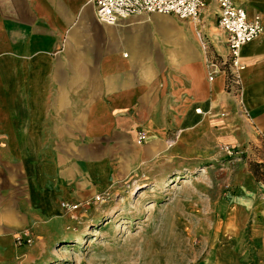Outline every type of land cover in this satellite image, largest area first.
<instances>
[{"label":"crops","instance_id":"obj_1","mask_svg":"<svg viewBox=\"0 0 264 264\" xmlns=\"http://www.w3.org/2000/svg\"><path fill=\"white\" fill-rule=\"evenodd\" d=\"M234 1L264 21V0ZM226 55L213 0L199 21L152 14L118 25L100 22L90 0H0V264H19L16 235L50 228L62 202L88 201L188 152L264 142V33L241 49L237 99L223 71L208 78V58ZM247 226L260 242L253 264H264V221L241 218L224 234L236 241Z\"/></svg>","mask_w":264,"mask_h":264},{"label":"rangeland","instance_id":"obj_2","mask_svg":"<svg viewBox=\"0 0 264 264\" xmlns=\"http://www.w3.org/2000/svg\"><path fill=\"white\" fill-rule=\"evenodd\" d=\"M150 24L165 25L161 20ZM254 162L264 163L262 141L248 150L231 144L203 148L160 172L120 182L81 202L75 212L59 205L50 228L16 235L15 244L24 249L17 262L226 264L222 256L234 254L243 257L241 264H253L260 242L250 237L249 226L236 241L224 227L243 218L262 228L264 168L257 180Z\"/></svg>","mask_w":264,"mask_h":264},{"label":"built area","instance_id":"obj_3","mask_svg":"<svg viewBox=\"0 0 264 264\" xmlns=\"http://www.w3.org/2000/svg\"><path fill=\"white\" fill-rule=\"evenodd\" d=\"M216 5L218 26L226 35L227 55L218 60L208 58V78L212 80L214 75L223 71L227 76V88L233 97L237 96L241 89V73L245 64L241 58V49L244 45L257 39L264 33V21L259 15L251 18L247 12L239 7L234 0H213ZM95 8L97 19L105 24L115 25L120 21L144 15H170L179 20L199 21L205 0H90ZM196 38L200 47L207 51V41L204 34L196 31ZM196 112H200L196 109ZM146 135L140 130L136 134V144L142 145ZM230 153L229 148H224ZM97 200L99 198H96ZM62 210L75 212L80 203L62 202ZM24 236H27L24 234ZM23 238H18V241ZM25 241L30 240L25 237Z\"/></svg>","mask_w":264,"mask_h":264},{"label":"trees","instance_id":"obj_4","mask_svg":"<svg viewBox=\"0 0 264 264\" xmlns=\"http://www.w3.org/2000/svg\"><path fill=\"white\" fill-rule=\"evenodd\" d=\"M260 168H264V163H258V162L253 163V169H252L253 171L252 172L254 174V177H256L257 180L261 179L259 176V173H258Z\"/></svg>","mask_w":264,"mask_h":264},{"label":"bare ground","instance_id":"obj_5","mask_svg":"<svg viewBox=\"0 0 264 264\" xmlns=\"http://www.w3.org/2000/svg\"><path fill=\"white\" fill-rule=\"evenodd\" d=\"M146 17H147V16H146ZM244 70H245V68H244ZM244 70H243V71H244ZM243 71H242V72H243ZM177 178H178V177H176L175 180H176Z\"/></svg>","mask_w":264,"mask_h":264}]
</instances>
